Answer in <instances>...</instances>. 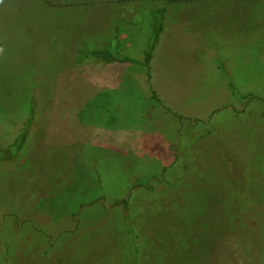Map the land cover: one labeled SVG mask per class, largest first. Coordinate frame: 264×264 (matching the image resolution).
I'll return each mask as SVG.
<instances>
[{"label": "rangeland", "instance_id": "rangeland-1", "mask_svg": "<svg viewBox=\"0 0 264 264\" xmlns=\"http://www.w3.org/2000/svg\"><path fill=\"white\" fill-rule=\"evenodd\" d=\"M0 151V264H264V0H0Z\"/></svg>", "mask_w": 264, "mask_h": 264}, {"label": "trees", "instance_id": "trees-1", "mask_svg": "<svg viewBox=\"0 0 264 264\" xmlns=\"http://www.w3.org/2000/svg\"><path fill=\"white\" fill-rule=\"evenodd\" d=\"M162 1L164 3V6H167V5H173L177 3H183V2H192L194 0H162ZM164 11H165L164 8H160L155 11L154 22L152 23V26H151V34L148 38V44H147L146 49L144 50L142 60H138V59L129 57L127 55L121 54L118 48V45L116 44L117 42H116V43H109L108 45H106L104 48H101V49H78L75 61L79 63V62H82L86 58H97L106 63L116 62V63H132V64L141 65L146 70L147 81L149 83L150 90L153 91L152 85L150 82L151 81L150 62L153 57L154 49L159 41L160 33L163 30ZM154 95L155 94H153V97H155ZM247 97L253 98L255 96L252 94H248ZM32 119H33V108H31L30 118L27 122L26 127L21 132L19 139H17L13 144L14 152H18L19 150L23 148L26 137L28 135V126L31 124ZM12 157H13V154L11 152V154H9L6 158L11 159ZM1 159H3L2 156H0V160ZM121 202L126 204V200L124 199Z\"/></svg>", "mask_w": 264, "mask_h": 264}, {"label": "crops", "instance_id": "crops-1", "mask_svg": "<svg viewBox=\"0 0 264 264\" xmlns=\"http://www.w3.org/2000/svg\"><path fill=\"white\" fill-rule=\"evenodd\" d=\"M154 52H155V49H154ZM154 52H153V53H154ZM152 58H153V57H152Z\"/></svg>", "mask_w": 264, "mask_h": 264}]
</instances>
